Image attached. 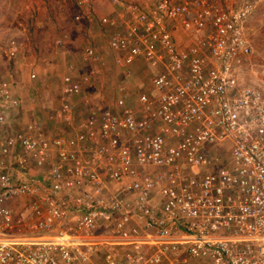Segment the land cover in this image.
<instances>
[{"label":"built area","instance_id":"built-area-1","mask_svg":"<svg viewBox=\"0 0 264 264\" xmlns=\"http://www.w3.org/2000/svg\"><path fill=\"white\" fill-rule=\"evenodd\" d=\"M106 1L107 53L150 88L90 107L89 75L66 74L46 139L4 130L20 101L0 83V264H264V80L246 76L264 0Z\"/></svg>","mask_w":264,"mask_h":264},{"label":"rangeland","instance_id":"rangeland-1","mask_svg":"<svg viewBox=\"0 0 264 264\" xmlns=\"http://www.w3.org/2000/svg\"><path fill=\"white\" fill-rule=\"evenodd\" d=\"M75 2L0 0V83L12 87L10 90L20 101V107L8 119V129L13 130L12 133L34 119H39L38 123L46 126V117L48 125L53 128L63 125L58 121L57 112L53 113V118L49 112L59 108V84L69 73L76 79L89 75L82 89L90 107L112 105L115 100L124 97H130V105L134 107L141 84H144V90L150 88L151 71L135 65L129 67L127 73V70L115 66L106 51L96 21L113 14V7L105 0H90L94 19L91 23L84 21L76 24L73 22ZM48 23L52 29L50 33ZM251 28L253 53L246 76L259 82L264 80V11L255 17ZM12 42H15L18 53L9 61L5 55ZM58 42L61 44L58 45ZM89 46L102 54L101 63L88 64L83 61V49ZM88 105L79 101L74 104L72 112L76 121L85 118ZM48 109L51 110L48 112ZM25 112L24 120L21 117V122L17 124L18 117Z\"/></svg>","mask_w":264,"mask_h":264},{"label":"crops","instance_id":"crops-1","mask_svg":"<svg viewBox=\"0 0 264 264\" xmlns=\"http://www.w3.org/2000/svg\"><path fill=\"white\" fill-rule=\"evenodd\" d=\"M104 1V0H103ZM105 2H106V0H105ZM105 11H108V10H105ZM110 14V13H109ZM107 16H109V15H107ZM51 28H50V24L48 23V32L50 33L51 32ZM60 31V30H59ZM138 68H140V69H142V70H144V69H147V67H145V66H138ZM144 85V84H143ZM143 89H145V86H144V88ZM127 98V97H126ZM126 101L130 104V101H131V98L129 97V98H127L126 99ZM132 102V101H131ZM50 106V105H49ZM132 106V105H131ZM49 108H53V103L51 104V106L49 107ZM51 109H48V112H49V110H51ZM52 112V113H51ZM55 112L56 111H54V110H52V111H50L49 112V114L51 115V118H53V116H54V114H55ZM54 113V114H53ZM26 112L25 113H23L22 115H20L19 117H18V121H17V124H19L21 121H19V119L22 117V120H24V116H26ZM29 115H31L30 113H29ZM15 118V117H14ZM35 118V117H34ZM39 120V119H38ZM38 120H36V119H34L33 121H30V122H28V123H26V124H23V126H28L29 125V123L30 124H37V126H39L40 127V129L38 130V132L40 133V134H42L44 137H46V139H48V134L51 132V131H53V132H57V130H59V128L58 127H55V128H53L52 127V125H48V117H46L45 118V125L46 126H41V124H39L38 123ZM55 121L57 122V120L55 119ZM9 122H10V120L7 122V125L4 127V130H7V132H9L10 134H12V132H13V130H9L8 129V127H9ZM17 124H15V125H17ZM48 125V126H47ZM22 126V127H23ZM20 127L21 126H19L18 128H16L17 130H16V132L20 129ZM21 127V128H22ZM14 128V127H13ZM12 131V132H11ZM56 135H57V133H56ZM31 170H33V169H31Z\"/></svg>","mask_w":264,"mask_h":264}]
</instances>
